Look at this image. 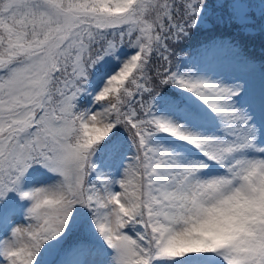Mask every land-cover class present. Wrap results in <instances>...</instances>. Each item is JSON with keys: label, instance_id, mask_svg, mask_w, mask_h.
<instances>
[{"label": "snow or ice", "instance_id": "snow-or-ice-1", "mask_svg": "<svg viewBox=\"0 0 264 264\" xmlns=\"http://www.w3.org/2000/svg\"><path fill=\"white\" fill-rule=\"evenodd\" d=\"M0 264H264V0H0Z\"/></svg>", "mask_w": 264, "mask_h": 264}, {"label": "trees", "instance_id": "trees-1", "mask_svg": "<svg viewBox=\"0 0 264 264\" xmlns=\"http://www.w3.org/2000/svg\"><path fill=\"white\" fill-rule=\"evenodd\" d=\"M254 55H256L257 57L260 55V49H259V46H258V44H257V47L255 48V50H254V53H253Z\"/></svg>", "mask_w": 264, "mask_h": 264}]
</instances>
